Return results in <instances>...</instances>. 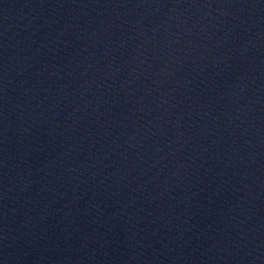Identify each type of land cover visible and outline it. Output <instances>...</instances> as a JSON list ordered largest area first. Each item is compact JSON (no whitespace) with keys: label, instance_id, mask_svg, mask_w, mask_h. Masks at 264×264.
I'll return each instance as SVG.
<instances>
[{"label":"water","instance_id":"95a60500","mask_svg":"<svg viewBox=\"0 0 264 264\" xmlns=\"http://www.w3.org/2000/svg\"><path fill=\"white\" fill-rule=\"evenodd\" d=\"M124 0H0V264H108Z\"/></svg>","mask_w":264,"mask_h":264}]
</instances>
